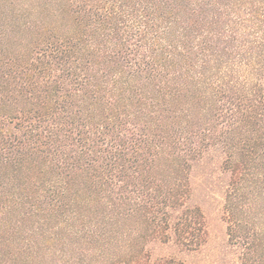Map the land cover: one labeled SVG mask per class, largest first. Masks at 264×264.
I'll return each mask as SVG.
<instances>
[{"label": "trees", "instance_id": "16d2710c", "mask_svg": "<svg viewBox=\"0 0 264 264\" xmlns=\"http://www.w3.org/2000/svg\"><path fill=\"white\" fill-rule=\"evenodd\" d=\"M210 199L207 264H264V0H0V264H105L130 221L198 252Z\"/></svg>", "mask_w": 264, "mask_h": 264}, {"label": "rangeland", "instance_id": "374dc122", "mask_svg": "<svg viewBox=\"0 0 264 264\" xmlns=\"http://www.w3.org/2000/svg\"><path fill=\"white\" fill-rule=\"evenodd\" d=\"M208 182L204 181L202 183L206 186ZM204 200V199H203ZM211 200V199H210ZM206 217L210 229V240L203 247L201 251L193 252V253H185L179 252V248L171 243L161 244L159 242L152 241L150 233L146 230H136V221H130L127 228V233H125L124 238L121 240V246L117 245L114 249L110 251L111 254L108 255V259L105 264H126L124 262L127 258L123 257L122 254H136L141 257L150 256L152 258L156 257L159 254L169 253V252H177L179 256L185 259L186 264H207L209 257L211 254L216 251V253H220V249L222 247L223 239L227 236L225 234V222H223L219 213L217 212V204L216 202H206ZM138 231V232H137ZM121 254L119 256V252ZM118 253V254H117ZM111 255V257H109ZM118 255L114 260L113 257ZM93 264H100L98 258L95 259Z\"/></svg>", "mask_w": 264, "mask_h": 264}]
</instances>
